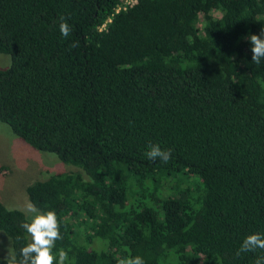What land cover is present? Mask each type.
Segmentation results:
<instances>
[{
  "label": "trees",
  "instance_id": "1",
  "mask_svg": "<svg viewBox=\"0 0 264 264\" xmlns=\"http://www.w3.org/2000/svg\"><path fill=\"white\" fill-rule=\"evenodd\" d=\"M122 1L0 0V122L77 169L30 184L29 202L56 212L54 251L75 264H255L264 250L236 253L264 235V59L247 39L264 0L115 13ZM149 144L169 162L149 160ZM7 208L0 232L19 258L28 217Z\"/></svg>",
  "mask_w": 264,
  "mask_h": 264
},
{
  "label": "clouds",
  "instance_id": "2",
  "mask_svg": "<svg viewBox=\"0 0 264 264\" xmlns=\"http://www.w3.org/2000/svg\"><path fill=\"white\" fill-rule=\"evenodd\" d=\"M59 19L61 35L67 38L71 34L72 29L64 16H61ZM247 39L252 45L251 60L254 64L259 65L261 60L264 59V29H262L259 35L250 34ZM78 44V41H74L70 47H77ZM171 153V149L162 150L159 145L149 144L145 156L151 161L159 159L161 162L167 163L171 159ZM17 210H23L28 217L27 221L21 224V227L27 233L29 240L20 249L19 258L9 244L6 255L0 257V259L4 260L5 264H75V258L69 262L68 251H65L63 248L59 249L58 253L54 251L56 241L62 239L60 220L54 210L41 212L32 202H27L23 209L14 207L6 209L8 212ZM2 243L3 241L0 240V244ZM257 249L264 250V235L259 233L249 234L243 240L236 255L255 252ZM117 264H145V261L142 256L129 255L119 258ZM255 264H264V256L258 257Z\"/></svg>",
  "mask_w": 264,
  "mask_h": 264
},
{
  "label": "rangeland",
  "instance_id": "3",
  "mask_svg": "<svg viewBox=\"0 0 264 264\" xmlns=\"http://www.w3.org/2000/svg\"><path fill=\"white\" fill-rule=\"evenodd\" d=\"M11 65V56L0 53V69ZM55 154L34 149L16 136L10 127L0 122V200L8 207L23 209L29 202L27 187L37 180H45L52 173L76 171ZM154 189V188H152ZM0 255H6L7 246L13 249L10 237L0 232Z\"/></svg>",
  "mask_w": 264,
  "mask_h": 264
},
{
  "label": "built area",
  "instance_id": "4",
  "mask_svg": "<svg viewBox=\"0 0 264 264\" xmlns=\"http://www.w3.org/2000/svg\"><path fill=\"white\" fill-rule=\"evenodd\" d=\"M139 3V0H123L122 3H120L116 9L115 13L120 12L121 10H126L128 8L134 7ZM112 18H109L107 22H110ZM107 22H105L101 27L100 30L106 29L107 27Z\"/></svg>",
  "mask_w": 264,
  "mask_h": 264
}]
</instances>
